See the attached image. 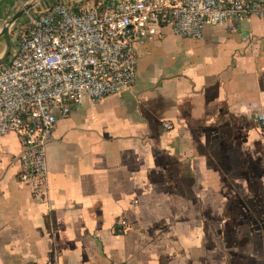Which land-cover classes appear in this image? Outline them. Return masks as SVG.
Wrapping results in <instances>:
<instances>
[{
  "label": "crops",
  "instance_id": "obj_1",
  "mask_svg": "<svg viewBox=\"0 0 264 264\" xmlns=\"http://www.w3.org/2000/svg\"><path fill=\"white\" fill-rule=\"evenodd\" d=\"M108 1L0 0V31L31 5L0 64L28 16ZM136 55L132 88L57 120L43 197L17 180V135L0 137V264H264V18L165 29Z\"/></svg>",
  "mask_w": 264,
  "mask_h": 264
},
{
  "label": "built area",
  "instance_id": "obj_2",
  "mask_svg": "<svg viewBox=\"0 0 264 264\" xmlns=\"http://www.w3.org/2000/svg\"><path fill=\"white\" fill-rule=\"evenodd\" d=\"M249 17L264 18V2L110 0L103 10L78 12L56 2L28 16L15 33L11 59L0 64V137L14 133L20 140L18 182L44 196L46 145L57 120L85 99L96 103L132 88L138 43L161 39L165 29L197 40L206 25ZM258 123L264 128V113Z\"/></svg>",
  "mask_w": 264,
  "mask_h": 264
},
{
  "label": "water",
  "instance_id": "obj_3",
  "mask_svg": "<svg viewBox=\"0 0 264 264\" xmlns=\"http://www.w3.org/2000/svg\"><path fill=\"white\" fill-rule=\"evenodd\" d=\"M31 8V5H26L23 8H21L18 13L11 19L9 20L4 27L0 31V36L4 35L6 30L10 25H12L17 19H19L26 11H28Z\"/></svg>",
  "mask_w": 264,
  "mask_h": 264
},
{
  "label": "rangeland",
  "instance_id": "obj_4",
  "mask_svg": "<svg viewBox=\"0 0 264 264\" xmlns=\"http://www.w3.org/2000/svg\"><path fill=\"white\" fill-rule=\"evenodd\" d=\"M26 21H27V18L22 21V24L20 25V27H24V25L26 24ZM9 38H10V36H9ZM11 38H12V36H11ZM14 40L17 41V37L15 35H14ZM8 43H9V39H8ZM13 45H15V44H13ZM13 45H11V46L7 45L8 49L11 48Z\"/></svg>",
  "mask_w": 264,
  "mask_h": 264
},
{
  "label": "trees",
  "instance_id": "obj_5",
  "mask_svg": "<svg viewBox=\"0 0 264 264\" xmlns=\"http://www.w3.org/2000/svg\"><path fill=\"white\" fill-rule=\"evenodd\" d=\"M121 231H117L116 233H120Z\"/></svg>",
  "mask_w": 264,
  "mask_h": 264
}]
</instances>
